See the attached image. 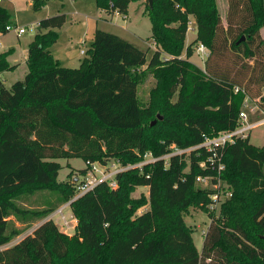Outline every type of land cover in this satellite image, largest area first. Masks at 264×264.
Masks as SVG:
<instances>
[{
	"label": "trees",
	"instance_id": "trees-1",
	"mask_svg": "<svg viewBox=\"0 0 264 264\" xmlns=\"http://www.w3.org/2000/svg\"><path fill=\"white\" fill-rule=\"evenodd\" d=\"M132 1L140 0L96 3L112 16L127 15ZM228 2L224 30L216 0H146L157 46L150 60L147 51L98 28L80 66L61 65L51 47L56 29L67 22L64 13L40 20L28 45V72L10 87L1 74L18 66L8 60L14 49L0 52V248L18 232L11 216L47 217L75 196L81 180L58 183L63 168L58 159L137 164L147 152L161 157L173 145L187 148L235 128L246 95L262 98L264 107V0ZM192 15L197 37L186 46ZM13 24L12 14L0 6V32ZM199 43L210 50L204 68L190 60ZM227 50L239 59L255 58L261 73L246 82L232 76L225 66ZM148 72L163 83L168 101L179 88L177 102L165 106L171 130L163 138L148 135L145 123L157 104L143 107L139 99ZM206 156L193 151L119 173L116 188L105 181L72 201L78 219L73 235L45 220L20 242L1 248L0 264H264V145L251 144L249 137L225 149L221 178L233 196L218 214L207 208L212 190L196 181L209 172L199 164ZM86 172L83 168L81 175ZM136 186L149 188V206L135 215L141 204L127 203ZM40 189L56 191L57 202L41 210L18 204L21 194ZM191 206L212 220L202 251L182 214Z\"/></svg>",
	"mask_w": 264,
	"mask_h": 264
},
{
	"label": "rangeland",
	"instance_id": "rangeland-1",
	"mask_svg": "<svg viewBox=\"0 0 264 264\" xmlns=\"http://www.w3.org/2000/svg\"><path fill=\"white\" fill-rule=\"evenodd\" d=\"M140 1H143V7L138 1H132L129 7V12L127 13L128 17L126 15L117 13L113 16V19L110 21H100L99 29L116 33L121 37L125 38L126 40L130 41L140 49L147 51V58L148 60H150L155 50H157V46L154 43V40L152 39V25L145 10L146 0ZM216 1L225 30L227 28L228 23L227 18L229 11V2L228 0ZM33 3L34 0H4L0 4V6L6 8L12 14L14 25L16 24V26L26 28V32L20 35H18L17 32H15L14 30L9 31L6 34L0 32V51L5 52V50L14 48V51L12 53V59L23 63L25 60L24 57L27 54L28 45L34 39L36 33L38 32L37 23L39 19L48 16H53L59 13H66L68 15L67 19L69 22L64 27V29L70 27L71 30H76L79 27V23L82 22L87 24L86 17L75 14V12L80 9L79 6H82L85 11L84 13L88 15V17H92V19L88 18L89 20H91L92 23L90 34L86 36V33L84 35V39L86 40V42H84L85 44L79 46L78 43L74 42V46L75 44L77 46L75 49L78 51L77 56L81 55V48H85L86 50L90 48L94 36V29L96 27L97 14L99 13L95 0H79L77 5H75V1L72 0H45L44 4L39 8L34 7ZM143 10L146 15L142 14ZM194 19L195 18L192 15L191 22L189 24L190 30L188 31L187 38L188 44H190L194 40L193 38H195L197 33V23ZM71 22H73L75 25H73ZM89 23L90 21H88V24ZM89 27L87 28V32L89 30ZM85 30V27L82 28V32ZM59 33L62 34L61 31H59ZM65 34H62L60 36L59 42L56 45L57 47L63 46L64 43L62 42L65 41L66 38ZM261 34L264 39V27L261 28ZM228 35H233V33H230ZM222 36H224V34H222ZM196 47L197 46H195V48ZM194 50L195 51L193 56L191 57V60H193L196 65L205 67V64H203L204 59H202L200 55H198L196 49ZM226 54L228 55L225 60V66L228 68V71H230V74H232V76L240 78L241 80H243V82L248 81L251 76L261 73V67L256 64L255 58L244 57L243 59H239V57L236 54H233L230 50H227ZM84 55L85 54H83L82 56ZM183 57H185V55H183ZM238 60L240 61L236 63ZM74 63V65L76 66L72 67L77 68L80 66V64H78L77 62ZM254 66L255 69L253 68ZM27 71L28 68L26 66H22L21 68L13 72L7 73L6 76L4 74H1V78L4 80L5 84L10 87L11 84L15 81L23 79ZM154 88H157L156 93L152 91ZM163 90L164 86L163 83L159 81V78L155 77L152 72H148L144 75L143 80L139 85L138 91L140 103L143 107H150V105L152 106L155 105V103L157 104L155 109L152 111L153 114L146 118L145 123L149 127L148 135L159 134L161 138H163L164 135L169 134V130H171L169 124H166L164 122L169 112V109H165V106L169 108L170 103L173 104L177 102L179 88L177 92L169 98V101L166 99ZM261 91L264 96V87L261 89ZM159 116H161L162 118H159ZM154 120H157L158 123L155 129H152L151 123ZM250 142L255 146L264 145V125L253 130L250 136ZM58 161L63 165V168L60 170L59 176L57 178L58 183H62L69 180L79 182L82 177H84L81 175V170L83 168H86V162L83 159L70 158L58 159ZM119 162L121 161L118 159H111L108 163L110 165V168H112L111 165L113 164L121 165L119 164ZM129 192L130 202L127 203L128 206H130V204L132 203L141 204L136 209L135 215L145 211L149 206V188L147 186H136L130 188ZM57 198L58 193L56 191H52L49 189H40L21 194V196L17 199V202L22 208L41 210L46 207L47 204H53L57 202ZM71 211L72 209L70 206L66 207L64 210L66 214H69ZM182 214L184 216L186 224L193 228L192 237L194 239L196 247L199 251H202L205 235L211 223L209 214L203 211L202 209L198 208L197 206L189 207L188 211H184ZM31 216L32 217L27 216V220H19L15 216H11L10 219L13 220L18 232L13 235L9 244L1 248H6L20 242L25 236L33 233V231L45 220H48L49 217L47 216L38 219L36 218L37 216ZM131 217H134V213L131 215ZM244 218L245 220L249 221L247 210L244 213ZM58 221L59 222H57L56 224L59 229L62 231H66V229H64L62 225V222L60 220ZM69 235H73V231H69ZM209 264H217V261H212Z\"/></svg>",
	"mask_w": 264,
	"mask_h": 264
},
{
	"label": "built area",
	"instance_id": "built-area-1",
	"mask_svg": "<svg viewBox=\"0 0 264 264\" xmlns=\"http://www.w3.org/2000/svg\"><path fill=\"white\" fill-rule=\"evenodd\" d=\"M3 1L4 0H0V4ZM7 30H14L18 35L26 32V28L16 25L7 26ZM196 46L197 47L195 49L197 50L198 55H200L202 59L206 60L210 53L209 48L204 43H199ZM82 53L85 54L86 50L83 49ZM240 89V87H236L235 92H240L241 90L245 92V90ZM261 101H263L262 98L254 99L249 95H246L243 102V107L239 113L238 125L231 130L221 131L215 136H206L199 144L187 148H180L173 145L172 151L161 157H156L151 152H147L144 155L143 160L137 164L124 165L119 162L121 165L113 164L111 165L112 168H110L109 163L104 164L99 161H86L87 172L79 182L75 196L72 200L63 204L57 210L51 213L48 217V220H56L55 223L59 222L58 220H60L64 229H66L64 232L69 234V231H73L74 234L78 224V219L72 211L69 214L64 212L65 208L70 206L72 201L80 198L87 192L94 190L100 183L105 181L109 182L112 187L116 188V176L128 169L135 167L142 168L145 164L154 162L157 159L168 160V158L170 159L171 156L190 154L193 151H205L207 153L206 158L199 164L202 168H206L209 172L206 175L203 174L197 176L196 181L203 187L212 190L210 202L208 203L207 208L209 212L218 214L222 204L233 196L232 189L221 178V173L226 167L223 160L225 149L229 145L235 143L238 139L249 138L253 130L264 125V107L261 105Z\"/></svg>",
	"mask_w": 264,
	"mask_h": 264
},
{
	"label": "crops",
	"instance_id": "crops-1",
	"mask_svg": "<svg viewBox=\"0 0 264 264\" xmlns=\"http://www.w3.org/2000/svg\"><path fill=\"white\" fill-rule=\"evenodd\" d=\"M72 1H75V5H77L78 4V1L79 0H72ZM81 1V0H80ZM96 1V0H95ZM139 3H140V5L143 7V1H138ZM137 2V3H138ZM132 3V2H131ZM130 3V4H131ZM98 7V6H97ZM129 7H130V5H129ZM79 10L78 11H76L75 12V14H77V15H79V16H84V17H86V20H87V24H85V23H79V27L76 29V30H71V28L69 27V28H66V29H64V27L67 25V23L69 22L68 21V19H67V22L61 27V28H58L57 29V32H58V39H57V41H56V43L51 47V52H52V54L54 55V57L60 62V64L61 65H63V66H65V67H72V66H76V65H74L75 63L74 62H77L78 64H81V62H82V60H83V58H84V56H82L83 55V53H82V50L83 49H85V48H81V55H79V56H77L78 55V51L77 50H75L76 49V44H75V46H74V42H76V43H78V45L80 46V45H83V44H85L84 42H86V40L84 39V35L86 34V36L88 35V34H90V32H91V20H89L88 18H90V19H92V17H88V15H86L84 12V9L82 8V6H79ZM130 9V8H129ZM98 10H99V13L97 14V18H96V27H95V29H94V33H95V31H96V29H98L99 28V23H100V21L101 22H105V21H110V20H112L113 19V16L114 15H116L117 13H119L118 11H116L115 13H114V15H112V16H110L109 14H107V12L105 11V10H103V9H101V8H99L98 7ZM128 12H129V10H128ZM64 14H66V13H64ZM142 14L143 15H146L145 13H144V10L142 11ZM67 15V14H66ZM109 16H110V18H109ZM127 17H128V15H126ZM49 17V16H48ZM149 17V16H148ZM46 18V17H45ZM67 18H68V15H67ZM43 18H41V19H39V21H38V23L40 22V20H42ZM150 19V18H149ZM88 21H90V23L88 24ZM151 21V20H150ZM37 23V24H38ZM73 25H75L73 22H71ZM14 25V24H13ZM89 25H90V27H89ZM151 25H152V23H151ZM98 26V27H97ZM101 26V25H100ZM71 27H73V26H71ZM86 28V30L85 31H83L82 32V28ZM89 27V30H88V32H87V28ZM125 28V27H124ZM151 29H152V27H151ZM70 30V31H69ZM59 31H61V33L64 35L65 33V35H66V38H65V41H63L62 43H64L63 44V46H59V47H57L56 45H57V43L59 42V39H60V36L62 35V34H60L59 33ZM93 33V34H94ZM197 37V33H196V36H195V38ZM187 38H188V33H187ZM187 38H186V46L187 45H189L188 43H187ZM195 38H193V39H195ZM55 47V48H54ZM0 48H1V45H0ZM14 49V48H13ZM86 50V49H85ZM5 51H7V50H5ZM0 52H4V51H0ZM183 55H185L186 56V53H184ZM27 58H28V50H27V54L25 55V57H24V62L22 63V62H20V61H15L14 59H12V54L8 57V60H9V62L12 64V65H18L15 69H13V70H10V71H5V72H3L2 73V75L4 74L5 76L7 75V73H10V72H13V71H15V70H17V69H19V68H21L22 66L24 67V66H26L27 68H28V65H27ZM14 60V61H13ZM190 60H191V58H190ZM192 62H194L193 60H191ZM204 62H203V64H205V60H203ZM195 63V62H194ZM199 66V65H198ZM199 67H201V68H204V67H202V66H199ZM72 68H75V67H72ZM24 69V68H23ZM28 72V71H27ZM27 72L25 73V75L27 74ZM13 84V83H12ZM11 84V85H12Z\"/></svg>",
	"mask_w": 264,
	"mask_h": 264
},
{
	"label": "water",
	"instance_id": "water-1",
	"mask_svg": "<svg viewBox=\"0 0 264 264\" xmlns=\"http://www.w3.org/2000/svg\"><path fill=\"white\" fill-rule=\"evenodd\" d=\"M150 3L152 4L153 3V0H150ZM241 40H245V36L243 35L242 37H241ZM159 118H162L161 116H159ZM157 123V120H154L151 124L152 125H155ZM263 238H264V236H262Z\"/></svg>",
	"mask_w": 264,
	"mask_h": 264
}]
</instances>
